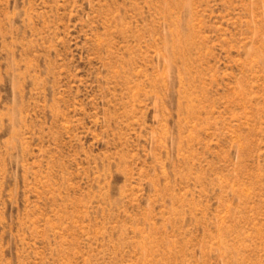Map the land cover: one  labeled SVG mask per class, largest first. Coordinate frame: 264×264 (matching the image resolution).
Returning <instances> with one entry per match:
<instances>
[{
  "label": "rangeland",
  "instance_id": "rangeland-1",
  "mask_svg": "<svg viewBox=\"0 0 264 264\" xmlns=\"http://www.w3.org/2000/svg\"><path fill=\"white\" fill-rule=\"evenodd\" d=\"M0 264H264V0H0Z\"/></svg>",
  "mask_w": 264,
  "mask_h": 264
}]
</instances>
